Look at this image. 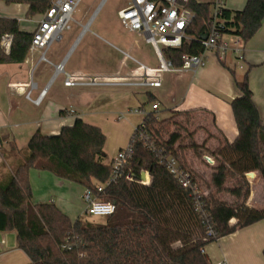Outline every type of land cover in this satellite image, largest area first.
Listing matches in <instances>:
<instances>
[{
    "label": "trees",
    "instance_id": "obj_1",
    "mask_svg": "<svg viewBox=\"0 0 264 264\" xmlns=\"http://www.w3.org/2000/svg\"><path fill=\"white\" fill-rule=\"evenodd\" d=\"M0 1L7 6H27L28 19L42 15L52 2ZM186 7L194 13L185 31L186 38L181 47L164 51L165 58L175 67L181 66L182 56L202 53L199 40L207 34L213 20L221 24L222 35L239 37L243 44L257 33L264 21V0H246L240 11L221 8L216 17L212 15L211 1L190 0ZM4 35L11 36L12 41L8 53L0 47V64L23 63L32 33L20 31L17 20L0 18V38ZM219 63L224 66L223 61ZM230 74L240 92L230 102L237 129L234 141L221 139L208 152L205 142L198 145L194 133L188 135L187 148L194 152L207 151L215 158L208 180L215 192L211 191L204 199L213 223L212 238L205 239V230L189 194L165 164L174 158L181 170L195 175L202 187L205 184L203 176L178 157L186 147L180 132L185 131V126L175 117L187 113H171L169 118L158 119L154 112L145 115L133 131L128 143L131 155L122 166L120 180L104 187L101 193L96 189L107 181L112 166L103 152L105 136L99 128L76 119L58 135L44 136L36 131L27 142L25 157L16 159L8 174L1 175L0 233H15L17 249L27 256L29 264H210L204 253L207 244L264 219V209L229 204L214 196L225 194L244 199L248 194L244 174L249 172H258L264 184V126L249 89L248 72L240 81L234 77L233 70ZM169 125L173 130L168 129ZM144 136L150 143L159 144L160 149L146 148ZM31 169L49 172L90 190L99 200L114 204V214L105 217L104 224L81 219L71 222L53 204L32 203ZM141 173L150 177L149 185L138 183ZM227 178L237 179L233 187H225ZM230 220L235 223L230 225Z\"/></svg>",
    "mask_w": 264,
    "mask_h": 264
},
{
    "label": "crops",
    "instance_id": "obj_2",
    "mask_svg": "<svg viewBox=\"0 0 264 264\" xmlns=\"http://www.w3.org/2000/svg\"><path fill=\"white\" fill-rule=\"evenodd\" d=\"M221 1L225 9L231 11L242 10L246 3V0ZM92 8V5L88 6L89 10ZM26 12L25 5L7 6L0 1V18L17 20L20 31L32 33L41 15L28 19ZM73 25L71 30L66 31V34L55 42L58 43L57 47L52 48L51 45L47 50L48 63H39L41 53L34 51L28 53L21 64H0V151L4 152L8 162L15 163L16 154L20 151L19 143L23 141L27 146L28 140L36 131L44 136L58 135L63 127L72 126L76 119L101 130L105 136L103 152L110 161L116 154L109 157L108 148L113 146L117 152L124 149L145 115L154 112L158 119H166L158 116L161 105L164 104L170 113L167 118L171 113L202 114L211 121L212 133L215 135H211L213 142L217 141V136L228 143L234 141L237 129L230 102L239 97L240 92L233 83L231 69L226 65V60L223 61V66L209 55L212 58L210 63L194 72L186 71L174 76L162 74L159 87L146 89L152 102L145 110L143 104L134 96V89L144 87L63 85L65 74L85 79L134 82L142 76L140 66L146 67L141 63L144 50L148 48L156 58L153 49L143 40L141 34L128 31L123 34L119 28L108 26L105 20L99 19L98 16L80 21L73 19ZM242 55L243 67L240 70L248 72L249 89L264 126V21L257 33L243 44ZM156 63L158 65L157 58ZM58 64L62 65L63 73L55 76V66ZM243 75L238 77L234 72L238 81ZM28 92L30 95L35 94V99L43 92L39 105L33 103L35 99L26 98ZM153 104H157L156 110H152ZM121 115L123 119L118 120L117 117ZM113 127H117L125 137L110 138L112 135L108 136V130ZM2 159L0 154V162ZM254 173L257 178L248 185L249 202L254 197L258 199L257 189L253 190L256 186L263 189V192L259 193L264 197L263 181L258 172ZM29 184L31 191L40 184L48 188L45 194L32 195V203L53 204L71 222L78 218V209L72 212L71 198L63 197V190L66 186L72 187L69 186L72 183L56 178L49 172L31 169ZM51 192H57L56 202L53 199L47 200ZM74 192L75 197L80 199L82 191L79 192L76 188ZM77 202L81 206V201ZM246 207L254 210L264 209L262 204ZM234 223L235 220L231 221L230 225ZM7 234L0 233V264H29L27 256L17 249L14 232H10L13 234V242L12 239L9 241L14 248L6 249L9 244L5 238ZM263 251L264 219L237 229L204 247L210 264H264Z\"/></svg>",
    "mask_w": 264,
    "mask_h": 264
},
{
    "label": "built area",
    "instance_id": "obj_3",
    "mask_svg": "<svg viewBox=\"0 0 264 264\" xmlns=\"http://www.w3.org/2000/svg\"><path fill=\"white\" fill-rule=\"evenodd\" d=\"M82 0H52L49 8L41 15L35 30L32 32L31 43L28 53L39 51L41 53L40 62L48 63L46 52L54 42H58L63 32L71 30L73 15ZM190 0H129L127 5L117 12V18L121 26L128 32L141 34L145 42L151 46L158 61L155 69H149L140 66L142 76L134 82L120 81L114 79H97V78H77L65 74L63 85L65 87L77 86H116L127 85L133 87L155 88L160 86V76L162 74H178L186 71L194 72L206 65L207 58L212 55L218 62L225 60L227 51L235 54V59L240 62L243 60V42L239 37L225 36L220 32L221 24L213 20L210 28L205 34L206 39L201 41L202 53L198 55H184L181 57V66L175 67L170 60L164 56L167 49H176L181 47L185 37V31L194 18V13L186 7ZM203 1V0H199ZM213 2L212 15L216 17L219 9L224 8L221 0H207ZM231 37V42L226 38ZM12 38L4 35L0 38V47L8 53L11 46ZM63 73L62 65L55 66V76ZM43 92L33 101L39 105ZM30 100V92L26 94ZM157 109V104L152 105V110ZM123 119V115L117 117ZM144 146L151 151L160 149L159 144H152L149 138L144 136ZM1 147V142H0ZM131 155V149L127 145L124 149L119 150L111 162V173L107 181L98 186L97 193H101L104 187L116 184L121 178V169L126 160ZM203 162L211 167L215 165V158L210 155L203 156ZM168 172L177 180L180 187L185 190L192 200L193 208L205 230V239L212 238L213 223L208 213L205 198L207 194L197 180L195 175L183 171L179 168L178 162L174 158L166 161ZM145 181L139 179L138 183L144 186L149 185L150 177L145 173ZM247 185H250L256 178L254 172L244 174ZM131 181V179L126 178ZM85 203L84 213L89 216L108 217L114 214L115 205L110 202L99 200L90 190L84 189L82 196ZM230 220L229 224L231 223ZM226 264V263H222Z\"/></svg>",
    "mask_w": 264,
    "mask_h": 264
},
{
    "label": "rangeland",
    "instance_id": "obj_4",
    "mask_svg": "<svg viewBox=\"0 0 264 264\" xmlns=\"http://www.w3.org/2000/svg\"><path fill=\"white\" fill-rule=\"evenodd\" d=\"M129 0H82L81 3L79 4L77 10L75 11L74 15H73V19L76 21H80V20H84V19H89L92 16H98L99 19H104L106 24L108 26H113L115 29L119 28L120 31L123 34H127L126 30L121 26L118 18H117V12L124 8ZM92 5V9L89 10L88 6ZM14 13V12H13ZM36 18V17H34ZM113 24V25H112ZM120 25V26H119ZM71 27L73 28L74 25L73 23L71 24ZM66 34V32H63V36ZM136 38V37H135ZM228 41L231 42L232 38L231 37H227L226 38ZM144 40V38H143ZM58 43H53L52 44V48L57 47ZM144 59L143 62H141L142 64H145L146 67L148 68H156L157 63H156V58L153 56V52L151 50H149L148 48H146V50H144ZM232 51H227L226 52V65L235 72L236 76L240 77L243 75L244 72H242V70H238V66L240 65V62L237 61L236 59H234L235 54ZM212 60L211 57L208 56V60L206 62V64H209L210 61ZM242 65V64H241ZM243 67V66H242ZM170 75H176V74H170ZM52 76V75H51ZM50 76V78H51ZM169 75H167L168 77ZM147 88H141V89H134L135 91V98L139 100L140 104H143L144 109L146 110L147 108L150 107L152 99L148 96V93L146 91ZM149 90V89H147ZM152 92H155V90H150ZM36 95L35 94H31L30 98L33 100L35 99ZM23 101L27 104L30 105V103L27 102V100L23 99ZM171 103V102H169ZM167 105V104H166ZM165 104L161 105L160 111L158 112V116L159 117H164L167 118L170 113L169 111L165 108ZM176 120L178 122H181L182 124H184L185 126V131H180L181 132V136L183 137V144L184 146L186 145L185 149L182 150L181 152L178 153V157H180V159L186 163L187 166H189V168L192 167V169L194 171H197V173L201 174L203 177L201 179H203L202 181H204V185H203V190L205 191V193L207 195L210 194V192L212 191V194L215 192L213 190H211V188L208 185V180H209V176L211 174V166L207 165L203 163V156L207 155L208 152L214 150L217 146V143L220 142V138H218L217 136V141L213 142L211 140V135H214L212 132V126H211V121L209 118L204 117L202 114H187V115H182L180 117H175ZM169 130H173L172 126L169 125ZM194 133V142L198 145H201L202 143L205 142V146L207 150L206 152L204 151H196L194 152V150H192L191 148H187L188 144H189V139H188V135L191 133ZM112 135L110 138H117L119 136V138H123L125 137L122 132H120L119 129H117V127H113L110 128L108 130V136ZM215 136V135H214ZM165 137V136H164ZM128 141V140H127ZM19 152L16 154L17 156V160L19 159H23V157H25V155L27 154V148L26 145L23 143V141H21L19 143ZM117 152V150L115 151L113 149V146H111L110 148H108V156L112 157L113 155H115ZM1 156L3 157L2 161L0 162V178L2 174H8V172L10 171L9 166H14V163H10L7 161L6 159V155L4 154V152L0 151ZM5 157V159H4ZM12 166V167H13ZM237 181V179H230L227 178L225 187L226 188H230L233 187L235 185V182ZM72 187H68L66 186L65 189L63 190L65 193L63 195V197L70 199L71 198V202L72 204V212H75L76 209H78L76 211V213H78V218L77 219H81L82 221L85 222H89L92 224H104L106 221L105 217H99V216H89L86 215L84 213L85 210V203L83 202L81 196L82 193L84 191L80 188L81 186L73 184L69 185ZM36 188H32L33 190L32 195L34 196H38V194H45L46 191H48L46 188V186L44 187L42 184L35 186ZM72 188V189H70ZM77 190L80 192V190L82 191L81 195H80V199L75 197V192ZM257 189V197L258 199H251V201L249 202V193H250V187L248 186V194L244 199H234L231 196L225 195V194H216L214 195L216 198H218L219 200H223L229 204H239V205H244V206H259V204L264 205V197L263 195H261L259 192H263V189H258L257 186L254 187L253 190ZM77 196V195H76ZM56 197H57V192H51L50 194H48L47 196V200H54L56 202ZM77 200H80L81 202V206L78 204ZM7 239V241L9 242L10 239H12L13 242V234L8 233L7 237H5ZM0 241H1V235H0ZM11 242V241H10ZM9 242L8 246L6 249L12 250L11 247L14 248V246L11 245V243ZM1 253V251H0Z\"/></svg>",
    "mask_w": 264,
    "mask_h": 264
},
{
    "label": "water",
    "instance_id": "obj_5",
    "mask_svg": "<svg viewBox=\"0 0 264 264\" xmlns=\"http://www.w3.org/2000/svg\"><path fill=\"white\" fill-rule=\"evenodd\" d=\"M205 39H206V36H202V37L200 38L201 41H204ZM145 179H146V175H145V173H141V175H140V180H141V181H145Z\"/></svg>",
    "mask_w": 264,
    "mask_h": 264
}]
</instances>
